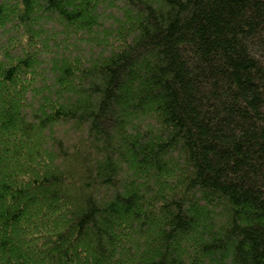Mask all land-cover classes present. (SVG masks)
<instances>
[{
	"label": "trees",
	"instance_id": "16d2710c",
	"mask_svg": "<svg viewBox=\"0 0 264 264\" xmlns=\"http://www.w3.org/2000/svg\"><path fill=\"white\" fill-rule=\"evenodd\" d=\"M0 264H264V0H0Z\"/></svg>",
	"mask_w": 264,
	"mask_h": 264
}]
</instances>
